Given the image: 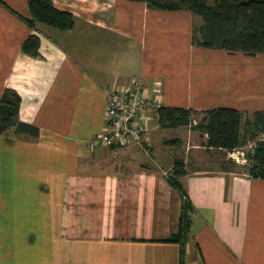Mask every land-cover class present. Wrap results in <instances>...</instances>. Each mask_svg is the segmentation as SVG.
<instances>
[{
  "label": "crops",
  "instance_id": "1",
  "mask_svg": "<svg viewBox=\"0 0 264 264\" xmlns=\"http://www.w3.org/2000/svg\"><path fill=\"white\" fill-rule=\"evenodd\" d=\"M0 1V97L15 91L19 120L38 131L0 134V264H179L168 240L185 199L183 264H264V180L196 168L180 178L184 198L168 182L177 156L157 140L169 129L153 111L148 149L89 145L106 127V90L136 77L163 107L264 108V91L220 90L228 52L192 46L196 17L128 0H52L74 26L32 29L27 0ZM30 35L37 58L21 51ZM129 44L133 56L121 58Z\"/></svg>",
  "mask_w": 264,
  "mask_h": 264
},
{
  "label": "trees",
  "instance_id": "2",
  "mask_svg": "<svg viewBox=\"0 0 264 264\" xmlns=\"http://www.w3.org/2000/svg\"><path fill=\"white\" fill-rule=\"evenodd\" d=\"M143 2L149 9L164 11H188L200 19L193 25L191 44L206 50H222L228 53L241 52L254 56L264 54V0H128ZM0 4L5 6L1 1ZM31 18L26 24L34 29L36 25L47 26L59 31L74 26V16L67 11L54 8L52 0H27ZM39 39L30 35L23 42V54L37 58ZM19 95L6 89L0 97V134L13 130L15 134L37 136L36 128L19 120ZM201 115L199 121L196 117ZM156 119L161 129L191 127L204 136L203 146L207 150L225 155L253 143L244 154L246 175L264 180V108L249 114L229 107L201 111L161 106L156 110ZM195 124L193 125V123ZM169 143L178 141L171 140ZM236 167L232 159L219 163L220 172H233ZM187 174L184 162L175 157L168 176L170 186L181 196L184 189L180 178ZM191 204L184 200L181 206L177 232L168 240L180 247L179 264L184 263L185 244L188 237Z\"/></svg>",
  "mask_w": 264,
  "mask_h": 264
},
{
  "label": "rangeland",
  "instance_id": "3",
  "mask_svg": "<svg viewBox=\"0 0 264 264\" xmlns=\"http://www.w3.org/2000/svg\"><path fill=\"white\" fill-rule=\"evenodd\" d=\"M193 25L200 24V20L194 18ZM128 53L122 55L121 58L131 59L130 48L131 45H128ZM129 55V56H128ZM220 57V90H226L229 88H236L237 91L240 89H250V91L263 92L264 91V55L256 54L254 56H249L241 52L235 53H226ZM210 61V60H209ZM209 68H212L214 71L217 70L215 64L209 63ZM197 70V69H196ZM131 72V68H129ZM249 113V112H248ZM250 112L249 114H251ZM201 115H198L195 121H199ZM195 122L193 123V125ZM156 125L155 121L151 122V128ZM163 136L164 142L176 140L178 145H172L169 142V145L175 147L174 155L179 158L184 159L187 164V171L191 174L193 169H201L206 172H219L218 170L219 163L222 160L232 159L236 167L233 169L235 175L246 174L247 164L243 159V155L251 150L253 143H248L243 147L239 148L237 151L230 153V156L220 153L218 151L207 150L203 146L204 137L200 135L199 132L193 130L191 127H182L178 129H169L164 132H158L157 140L160 143L161 137ZM261 140H264V137H261ZM134 145V144H130ZM164 144H160L162 146ZM137 146V145H135ZM140 147V146H138ZM145 149H148V146H144ZM154 155V152L149 151ZM202 172V171H200ZM234 175V174H233ZM183 186V183L180 182Z\"/></svg>",
  "mask_w": 264,
  "mask_h": 264
},
{
  "label": "built area",
  "instance_id": "4",
  "mask_svg": "<svg viewBox=\"0 0 264 264\" xmlns=\"http://www.w3.org/2000/svg\"><path fill=\"white\" fill-rule=\"evenodd\" d=\"M157 90L149 89L141 77L131 79L125 85L107 89L105 129L94 136L91 147H123L134 144L144 148L150 136V121L145 113L162 106ZM149 120V121H148Z\"/></svg>",
  "mask_w": 264,
  "mask_h": 264
}]
</instances>
